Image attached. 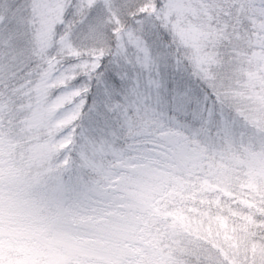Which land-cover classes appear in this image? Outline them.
<instances>
[{"label":"snow or ice","instance_id":"1","mask_svg":"<svg viewBox=\"0 0 264 264\" xmlns=\"http://www.w3.org/2000/svg\"><path fill=\"white\" fill-rule=\"evenodd\" d=\"M0 264H264V0H0Z\"/></svg>","mask_w":264,"mask_h":264}]
</instances>
